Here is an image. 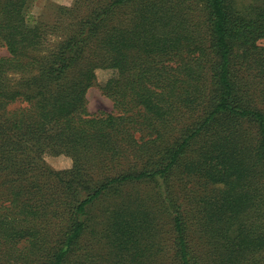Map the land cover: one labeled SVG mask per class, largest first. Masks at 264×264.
Wrapping results in <instances>:
<instances>
[{
    "label": "trees",
    "instance_id": "1",
    "mask_svg": "<svg viewBox=\"0 0 264 264\" xmlns=\"http://www.w3.org/2000/svg\"><path fill=\"white\" fill-rule=\"evenodd\" d=\"M31 1L0 0V264H264V0Z\"/></svg>",
    "mask_w": 264,
    "mask_h": 264
},
{
    "label": "rangeland",
    "instance_id": "2",
    "mask_svg": "<svg viewBox=\"0 0 264 264\" xmlns=\"http://www.w3.org/2000/svg\"><path fill=\"white\" fill-rule=\"evenodd\" d=\"M254 0H229V3L233 8L246 9L247 6H251ZM74 0H32L31 1V14L36 18L42 16L46 12V7L50 4L66 5L71 6ZM8 56V52L5 48L0 46V57ZM97 81L96 84L90 88L87 92V110L90 114H109L115 112L114 102L111 98L105 95L102 87L108 81L111 76L109 70L99 69L97 70ZM47 163L55 170H66L72 167V159L61 155V156H48L46 158ZM183 199V194L181 195ZM112 202V198H109L105 204ZM104 204V205H105ZM103 205V206H104ZM102 206V207H103ZM102 207L97 209L99 212Z\"/></svg>",
    "mask_w": 264,
    "mask_h": 264
}]
</instances>
